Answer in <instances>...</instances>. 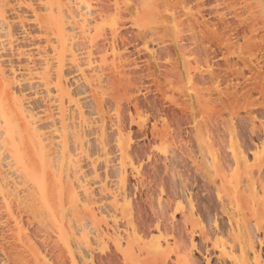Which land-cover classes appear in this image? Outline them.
Here are the masks:
<instances>
[{
	"label": "bare ground",
	"instance_id": "obj_1",
	"mask_svg": "<svg viewBox=\"0 0 264 264\" xmlns=\"http://www.w3.org/2000/svg\"><path fill=\"white\" fill-rule=\"evenodd\" d=\"M0 264H264V0H0Z\"/></svg>",
	"mask_w": 264,
	"mask_h": 264
}]
</instances>
